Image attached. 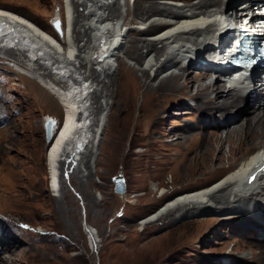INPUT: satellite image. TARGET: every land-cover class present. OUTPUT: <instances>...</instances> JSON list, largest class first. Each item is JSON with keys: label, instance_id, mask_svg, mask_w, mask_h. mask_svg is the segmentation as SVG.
Wrapping results in <instances>:
<instances>
[{"label": "bare ground", "instance_id": "obj_1", "mask_svg": "<svg viewBox=\"0 0 264 264\" xmlns=\"http://www.w3.org/2000/svg\"><path fill=\"white\" fill-rule=\"evenodd\" d=\"M143 1L65 0L66 22L62 11L55 16L59 34L39 25L30 13L0 3V52L8 53L13 67L7 70L22 74L24 87L44 99L48 110L63 108L62 123L46 145L50 189L55 198L62 197V176H71L74 165L80 179L91 178L109 126L116 131L112 149L120 154L132 133L149 140L134 143L132 153L138 145L147 151L170 135L173 149H167L174 150L181 173L188 181H200L141 224L171 214L174 220L209 213L219 215L217 221L248 218L252 225L237 229L243 239L235 250L244 252L241 263L264 264V96L251 91L245 72L231 68L227 57L237 52L231 39L264 43V0ZM131 3L135 10L128 11ZM123 53L137 63L122 59ZM100 96L107 103L96 105ZM187 99L211 120L179 133L159 128L164 114ZM99 111L94 126L89 120ZM46 119L55 121V116L46 114L44 123ZM13 126V131L1 130L0 137L10 138L20 124ZM146 126L150 130L144 132ZM225 162L234 168L221 178ZM11 176L12 192L22 179L14 169ZM208 221L202 220L200 228ZM92 231L90 245L96 251L99 240ZM228 258L219 264L240 263L235 251Z\"/></svg>", "mask_w": 264, "mask_h": 264}, {"label": "rangeland", "instance_id": "obj_2", "mask_svg": "<svg viewBox=\"0 0 264 264\" xmlns=\"http://www.w3.org/2000/svg\"><path fill=\"white\" fill-rule=\"evenodd\" d=\"M0 3L30 13L39 25L57 34L53 23L59 11L66 22L65 0H0ZM130 8L135 10V4L131 3L128 11ZM79 9L83 12L84 7ZM131 25L136 26L134 22ZM121 56L130 64L137 63L126 53ZM0 59V131H13V124H20L10 138L0 137V264H219L229 259L231 251H235L238 264H254L241 263L244 252L235 250L237 241L243 239L238 237L237 229L252 225L248 218L217 221L219 215L209 213L174 220L171 214L159 222L141 224L169 200L196 188L200 181L196 178L188 181L181 173L174 150L167 149L171 148L170 135L147 151L138 145L132 153L134 143L149 142L132 133L126 140L125 152L120 154L112 149L116 131L109 126L91 178L80 179L74 165L71 176L67 173L62 176L63 196L55 198L49 184L44 116L54 115L55 124L60 127L63 108L48 110L44 99L24 87L20 81L22 74L7 70L11 67L8 53L0 52ZM143 63L144 60L138 67ZM107 101L100 96L96 105ZM109 102L112 115L114 99ZM191 103L196 102L187 99L182 107L170 108L158 127L164 132L179 133L211 120L210 116L199 114ZM190 108V114L177 115ZM100 115L101 111L92 115L89 122L95 126ZM148 130L150 127L146 126L144 132ZM144 151V155H139ZM223 168L221 178L234 166L225 162ZM11 169L22 179L20 187L12 192L8 191V182L13 178ZM118 176L126 183L125 193L115 191L113 179ZM204 219L209 221L200 228ZM89 230L99 240L96 251L91 248Z\"/></svg>", "mask_w": 264, "mask_h": 264}, {"label": "water", "instance_id": "obj_3", "mask_svg": "<svg viewBox=\"0 0 264 264\" xmlns=\"http://www.w3.org/2000/svg\"><path fill=\"white\" fill-rule=\"evenodd\" d=\"M53 25L58 32H60V33L62 32L61 23L59 20L58 21L55 20ZM55 127H56L55 121H53L52 119H46L45 120V130H46L47 140L52 139L53 132H54L53 128H55ZM113 181L115 184V191L117 193H125L126 192V183H125L123 177H121V176L115 177L113 179Z\"/></svg>", "mask_w": 264, "mask_h": 264}]
</instances>
